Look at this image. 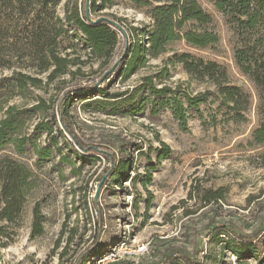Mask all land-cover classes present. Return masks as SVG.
<instances>
[{
  "label": "rangeland",
  "instance_id": "rangeland-1",
  "mask_svg": "<svg viewBox=\"0 0 264 264\" xmlns=\"http://www.w3.org/2000/svg\"><path fill=\"white\" fill-rule=\"evenodd\" d=\"M66 1L52 6L61 17ZM199 2L211 14L212 21L203 26L191 23L188 27L214 31L219 41L202 49L184 40L172 41L166 53L151 58L128 80L112 75L104 83L101 76H105L108 65L86 55L81 46L68 49L71 58L80 60L70 68L72 73L51 82H47L48 73L38 74L26 58H20L21 51L15 43L0 50V58L11 64L0 69V78L23 71L43 80L27 97L15 96L10 103L27 110L23 113L22 134L41 146H51L47 133L36 129L37 124L44 122L48 128L54 127L52 135L58 142L52 158L41 163L32 149L18 154L10 144L0 151V158L14 157L26 163L36 184L20 217L12 223L0 222V230L7 234L0 233V262L81 264L98 241L92 250H102L86 264L112 250L115 257L102 264H184V256L210 264H256L255 260L238 261L223 243L215 240L217 234L225 233L228 242L231 236L227 231H233L256 235L264 246V144L255 143L253 138L254 130L264 122V96L236 63L242 36L231 17L209 0ZM101 14L128 30L131 45L135 44L130 31L133 27L153 24L149 8L132 0H114L108 8H98L93 16ZM244 35L246 38L247 33ZM70 41V37H65L64 46ZM122 45L121 38L117 52ZM182 53L226 67L230 83L250 96L243 120H234V113L220 108L214 96L216 102L188 111L187 129L180 126L170 109H152L150 95L141 81L145 76L152 75L157 86L168 85L176 94L215 90L210 83L186 73L182 64H164L169 57ZM165 66L168 70L163 69ZM93 82L104 88L103 93H97L94 103L74 99L70 108L72 129L84 144L107 146L118 158L131 162L130 179L122 185L113 181L103 190L100 178L108 161L102 156L87 157L67 132L62 134L57 129L59 125H55L53 117L56 102L67 90ZM126 91L127 96L136 93V100L119 104V99L112 98ZM40 98L49 104L47 111L34 107ZM3 116L0 111V119ZM123 141L136 146L124 148ZM162 142L169 146L170 154L159 159L164 151ZM151 164L156 167L148 169ZM94 199L103 212L102 225H98ZM37 205L44 216L43 233L33 237ZM170 256H175V261L168 262Z\"/></svg>",
  "mask_w": 264,
  "mask_h": 264
},
{
  "label": "trees",
  "instance_id": "trees-1",
  "mask_svg": "<svg viewBox=\"0 0 264 264\" xmlns=\"http://www.w3.org/2000/svg\"><path fill=\"white\" fill-rule=\"evenodd\" d=\"M59 1L61 0H0V50L15 43L21 51L20 58H26L32 69L38 74L48 73L47 82L72 73L70 68L80 60L71 58L68 49L78 46L86 51V55L102 61L103 65H108L105 76H101L106 83L112 75L123 80L130 79L141 68L146 67L151 58H158L166 53L167 46L172 41L184 40L188 45L200 49L219 41V35L214 31L188 27L191 23L203 26L212 21L211 14L203 8L199 0H132L138 6L149 8L153 20L151 26L133 27L130 30L134 36V45L129 43L128 30L123 26L120 25L123 28L121 30L110 22H98L102 17L113 20L112 18L106 14L93 16L98 8L102 11L114 0H67L64 17L52 8ZM209 1L213 2L219 11L229 15L235 23L242 36L241 45L236 50V63L264 96V36H261V33H264V0ZM67 36L71 41L68 46H64V38ZM121 38L123 45L117 52ZM6 61L0 58V69L11 67ZM176 63L182 64L186 73L195 79L210 83L215 90L208 88L195 95L176 94L168 85L157 86L152 75L145 76L141 79L142 85L147 88L150 95L148 100H151L154 111L170 109L180 126L187 129L188 111L197 110L202 104L214 103L217 97L219 107H225L230 113H234V120L244 119V112L250 105V96L241 87L230 83L226 67L216 61L196 58L189 53L174 54L164 61V64L171 66ZM163 69L168 70V66ZM42 83V78L23 71H15L9 77L0 78V111L4 112L0 119V151L10 144L18 154L24 153L25 149H32L38 157V163L50 160L55 152L53 147L58 146L56 137L52 135L54 127L48 128L44 122L37 124L36 129L47 133L51 140V146H41L27 134H22L25 126L23 113L27 110L10 103L15 96L27 97L32 88H38ZM103 89L98 87V82L78 84L67 90L56 102L57 112L53 113L55 125L61 128L57 126V129L62 134L67 132L82 153L87 157L102 156L108 161V167L100 178V190L113 181L118 185L128 181L131 162L128 158H118L107 146L84 144L72 129L70 108L74 99L88 103L96 102L97 93H103ZM135 94L132 92L127 96L126 91L113 95L112 98L119 99V104H127L136 100ZM34 107L42 111L50 108L43 98H40V102ZM253 138L255 143L264 144V122L254 130ZM123 142L124 148L136 146L132 142ZM162 144L164 151L160 153L159 159L170 154L169 146L164 142ZM81 157L85 159L84 156ZM155 167L151 164L148 169ZM35 185L33 172L26 163L14 157L0 158V222L5 220L12 223L20 217L27 197ZM92 204L98 217V225H102L103 212L95 199ZM43 221L44 216L37 205L34 208L31 233L33 237L43 233ZM227 232L230 233V240L226 242L228 236L219 233L215 240L217 244L223 243V247L226 246L240 262L255 260L256 264H264V246L258 236ZM0 233L7 236L2 230ZM93 245L89 248V257L83 259L81 264H86L102 250H92ZM175 259V256H170L167 261L171 263ZM182 260L184 264H210L209 261L200 262L197 257L184 256Z\"/></svg>",
  "mask_w": 264,
  "mask_h": 264
},
{
  "label": "built area",
  "instance_id": "built-area-1",
  "mask_svg": "<svg viewBox=\"0 0 264 264\" xmlns=\"http://www.w3.org/2000/svg\"><path fill=\"white\" fill-rule=\"evenodd\" d=\"M109 252V251H108ZM115 251L112 250L108 254L104 255L103 257L99 258L98 260L94 261L92 264H102L104 262H107L109 259L115 257ZM97 256L94 257L96 259ZM0 264H7L6 262H0Z\"/></svg>",
  "mask_w": 264,
  "mask_h": 264
},
{
  "label": "water",
  "instance_id": "water-1",
  "mask_svg": "<svg viewBox=\"0 0 264 264\" xmlns=\"http://www.w3.org/2000/svg\"><path fill=\"white\" fill-rule=\"evenodd\" d=\"M87 14H89L88 11H87ZM101 21H107V22H110L111 24L117 26V28L123 30V28H122L117 22H115V21H113V20H110L109 18L102 17V18L98 19V22H101ZM98 194H99V191H97V194H96V197H95L96 199H97V197H98Z\"/></svg>",
  "mask_w": 264,
  "mask_h": 264
}]
</instances>
